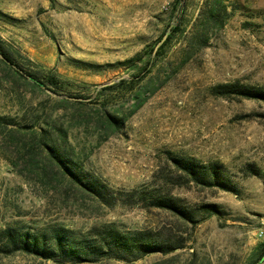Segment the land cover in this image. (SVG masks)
<instances>
[{
    "label": "rangeland",
    "instance_id": "374dc122",
    "mask_svg": "<svg viewBox=\"0 0 264 264\" xmlns=\"http://www.w3.org/2000/svg\"><path fill=\"white\" fill-rule=\"evenodd\" d=\"M238 1L199 49L191 32L204 0H0V41L17 64L0 61V119L28 135L64 131L84 176L111 191L103 200L63 180L54 188L1 127L0 264H264V101L214 92L264 88V0ZM189 158L218 166L231 186L184 177L175 160ZM109 229L173 251L55 262L7 239L29 233L54 247L58 232L86 244Z\"/></svg>",
    "mask_w": 264,
    "mask_h": 264
},
{
    "label": "trees",
    "instance_id": "16d2710c",
    "mask_svg": "<svg viewBox=\"0 0 264 264\" xmlns=\"http://www.w3.org/2000/svg\"><path fill=\"white\" fill-rule=\"evenodd\" d=\"M186 2L187 0H178L181 5ZM240 8L238 0H204L197 20L192 27V42L199 49L209 46L211 39L228 24L234 13ZM173 31L177 32L178 29ZM0 54L5 58L0 60L2 63L12 68L17 66L13 56L5 49L1 41ZM17 72L26 81L28 77L35 78L31 73H27L26 77L20 70H17ZM214 92L225 99L239 97L264 101L263 87L242 85L240 82L217 86L214 88ZM135 98L138 100L136 107L140 108L143 106L145 99H142V96H136ZM72 100L71 98H64L61 104L71 103ZM108 122L116 130L123 125V119L109 115ZM13 126H16L13 121L0 119V128L3 127V132L7 135L6 141H9L13 146H23L29 151L28 153L32 160L42 166L44 177L49 180L54 188H56L55 183L63 180L72 186L78 185L83 188L85 186L89 192L103 200H107L111 195L107 185L91 177L84 176V171L76 154L69 148L68 136L64 131L55 127L54 132H50L48 131L49 129L43 127L39 135L34 132L28 135L27 132H24L25 128H14ZM175 163L177 168L182 171L184 177L187 176L202 185H219L228 189L232 184L230 179L223 175L218 166L208 168L195 158L176 159ZM161 198L158 196L152 199L157 202L159 207L169 209L182 218H192L191 213L183 209L179 205L178 200ZM7 239L18 249L26 250L41 258L55 262H61V259L87 262L91 259L105 256L120 258L136 252L143 254L161 252L167 254L173 251L172 247L166 245L157 237L147 236V234L124 235L112 229L99 232L90 243L86 244L71 242L69 237L58 232L53 236L54 247L48 246L46 239H40L38 236L29 233L19 236L8 233Z\"/></svg>",
    "mask_w": 264,
    "mask_h": 264
},
{
    "label": "water",
    "instance_id": "95a60500",
    "mask_svg": "<svg viewBox=\"0 0 264 264\" xmlns=\"http://www.w3.org/2000/svg\"><path fill=\"white\" fill-rule=\"evenodd\" d=\"M0 58H1V59H5L1 54H0Z\"/></svg>",
    "mask_w": 264,
    "mask_h": 264
}]
</instances>
